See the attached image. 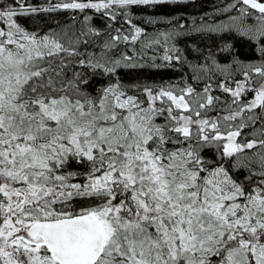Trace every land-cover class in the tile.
Wrapping results in <instances>:
<instances>
[{"label":"snow or ice","instance_id":"snow-or-ice-1","mask_svg":"<svg viewBox=\"0 0 264 264\" xmlns=\"http://www.w3.org/2000/svg\"><path fill=\"white\" fill-rule=\"evenodd\" d=\"M0 264H264V0H0Z\"/></svg>","mask_w":264,"mask_h":264},{"label":"trees","instance_id":"trees-1","mask_svg":"<svg viewBox=\"0 0 264 264\" xmlns=\"http://www.w3.org/2000/svg\"><path fill=\"white\" fill-rule=\"evenodd\" d=\"M209 2H211V0H209Z\"/></svg>","mask_w":264,"mask_h":264}]
</instances>
